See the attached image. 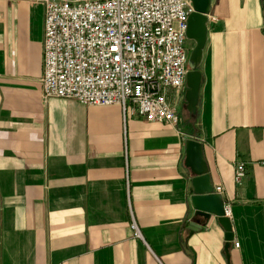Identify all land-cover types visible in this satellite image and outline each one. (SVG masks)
<instances>
[{"label": "crops", "instance_id": "1", "mask_svg": "<svg viewBox=\"0 0 264 264\" xmlns=\"http://www.w3.org/2000/svg\"><path fill=\"white\" fill-rule=\"evenodd\" d=\"M44 10L0 0V264H264L261 1H210L195 117L166 91L176 124L44 98ZM188 139L230 209L228 261L215 216L188 233Z\"/></svg>", "mask_w": 264, "mask_h": 264}, {"label": "built area", "instance_id": "2", "mask_svg": "<svg viewBox=\"0 0 264 264\" xmlns=\"http://www.w3.org/2000/svg\"><path fill=\"white\" fill-rule=\"evenodd\" d=\"M42 1L44 98L118 105L133 117L178 122L166 91L185 88L190 0ZM244 176L245 165L238 162L234 180ZM130 227L139 236L134 222Z\"/></svg>", "mask_w": 264, "mask_h": 264}, {"label": "water", "instance_id": "3", "mask_svg": "<svg viewBox=\"0 0 264 264\" xmlns=\"http://www.w3.org/2000/svg\"><path fill=\"white\" fill-rule=\"evenodd\" d=\"M192 10L186 20L185 35L193 41L188 55V71L185 77L184 93L185 108L189 115L195 117L199 98L201 74L199 66L202 60L203 48L207 39L208 13L211 0H190ZM184 164L189 168L192 215L188 224V233L199 229L213 215L224 230V252L229 259V247L233 239L230 219L224 215V202L221 194L214 191L210 183L207 166L203 158L201 144L193 139L185 141Z\"/></svg>", "mask_w": 264, "mask_h": 264}, {"label": "trees", "instance_id": "4", "mask_svg": "<svg viewBox=\"0 0 264 264\" xmlns=\"http://www.w3.org/2000/svg\"><path fill=\"white\" fill-rule=\"evenodd\" d=\"M261 1V5H262V8H263V13H264V0H260Z\"/></svg>", "mask_w": 264, "mask_h": 264}, {"label": "rangeland", "instance_id": "5", "mask_svg": "<svg viewBox=\"0 0 264 264\" xmlns=\"http://www.w3.org/2000/svg\"><path fill=\"white\" fill-rule=\"evenodd\" d=\"M187 44H192V46H193V41H191V40H187ZM192 48V47H191Z\"/></svg>", "mask_w": 264, "mask_h": 264}]
</instances>
